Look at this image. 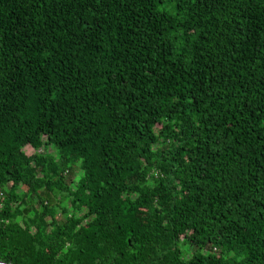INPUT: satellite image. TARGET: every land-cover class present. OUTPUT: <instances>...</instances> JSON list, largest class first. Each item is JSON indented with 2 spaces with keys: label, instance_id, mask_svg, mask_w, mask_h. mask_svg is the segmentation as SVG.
Returning a JSON list of instances; mask_svg holds the SVG:
<instances>
[{
  "label": "trees",
  "instance_id": "1",
  "mask_svg": "<svg viewBox=\"0 0 264 264\" xmlns=\"http://www.w3.org/2000/svg\"><path fill=\"white\" fill-rule=\"evenodd\" d=\"M0 261L264 264V0H0Z\"/></svg>",
  "mask_w": 264,
  "mask_h": 264
},
{
  "label": "rangeland",
  "instance_id": "2",
  "mask_svg": "<svg viewBox=\"0 0 264 264\" xmlns=\"http://www.w3.org/2000/svg\"><path fill=\"white\" fill-rule=\"evenodd\" d=\"M25 153L27 154V155H32L35 151L32 149V148H30V147H25ZM47 152H49V153H55V150L53 149V148H51V147H49L48 149H47ZM77 175H79V171L76 169L75 170V173L74 174H72V175H70L69 176V178L70 179H73V178H77ZM57 200L59 201L60 200V195H58V197H57ZM63 203V204H62ZM61 204L62 205H65V207H69V201L68 200H64L63 202H62ZM61 204H59V206L61 205ZM193 252V248H190L189 250H188V253H187V255H186V257H189V255L191 254Z\"/></svg>",
  "mask_w": 264,
  "mask_h": 264
},
{
  "label": "water",
  "instance_id": "3",
  "mask_svg": "<svg viewBox=\"0 0 264 264\" xmlns=\"http://www.w3.org/2000/svg\"><path fill=\"white\" fill-rule=\"evenodd\" d=\"M0 264H10V263H4V262L0 261Z\"/></svg>",
  "mask_w": 264,
  "mask_h": 264
}]
</instances>
